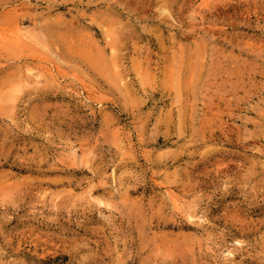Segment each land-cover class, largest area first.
Instances as JSON below:
<instances>
[{
	"label": "rangeland",
	"instance_id": "obj_1",
	"mask_svg": "<svg viewBox=\"0 0 264 264\" xmlns=\"http://www.w3.org/2000/svg\"><path fill=\"white\" fill-rule=\"evenodd\" d=\"M0 264H264V0H0Z\"/></svg>",
	"mask_w": 264,
	"mask_h": 264
}]
</instances>
